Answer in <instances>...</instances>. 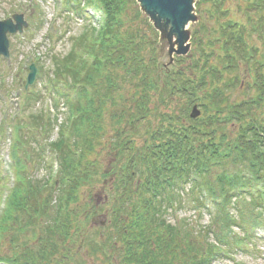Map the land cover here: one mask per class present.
<instances>
[{"label": "trees", "instance_id": "16d2710c", "mask_svg": "<svg viewBox=\"0 0 264 264\" xmlns=\"http://www.w3.org/2000/svg\"><path fill=\"white\" fill-rule=\"evenodd\" d=\"M73 1L75 8L64 0V12L81 15L84 4L102 13L97 26L72 37L66 55L52 58L54 78L48 83L68 77L75 97L54 87L64 97L66 116L57 124L55 99L54 112H39L17 125L19 130L36 126L46 134L57 125L56 138L45 142L59 167L52 180L27 177L29 156H19L26 141L17 132L15 182L0 215V245L15 225L20 229L35 220L36 243L46 240L39 260L51 264L55 253L56 264L70 262V244L78 238L86 243L85 254L97 259L99 254L104 264L114 263L109 259L114 242L123 264H211L229 257L232 249L247 251L255 236L246 228L264 226V0H242L243 20L227 17L225 0H202L212 1L205 14L216 26L204 25L199 34L195 30L191 52L175 57L168 69L156 62V32L135 0ZM220 17L227 18L222 22ZM25 96L27 103L41 94ZM194 103L202 110L196 119L189 117ZM108 115L118 125L125 121L126 129L116 126L115 131L126 137L109 146L112 159L102 173L110 178V229L105 233L100 226L90 235L83 223L98 211L89 204V192L101 173L97 148ZM85 198L89 203H83ZM185 198L198 215L210 201L214 212L207 225L192 230L183 221H168L169 210L181 207ZM39 256L26 248L22 256L0 255V264H44L34 262Z\"/></svg>", "mask_w": 264, "mask_h": 264}, {"label": "rangeland", "instance_id": "374dc122", "mask_svg": "<svg viewBox=\"0 0 264 264\" xmlns=\"http://www.w3.org/2000/svg\"><path fill=\"white\" fill-rule=\"evenodd\" d=\"M28 1L29 0H0V19L11 16L13 12H21L24 14L25 20L29 23L22 33L8 35L10 42L9 60L0 56V177H3L0 179V210L3 208L2 203L6 194L15 181V167L12 165L13 161L11 156H9V150H11L13 142L16 141L17 132L21 134L20 137L22 142L26 141V143H24V148L19 151V156L25 158V160L29 156L25 168L27 177H30L33 181L37 179L43 181L47 178V175L51 180L55 176L54 170L56 168V162L54 161L53 153L48 150V144L45 143V141H52L56 138L58 134L57 125L50 134H46L44 129L36 128V126L28 127V125H22L23 127L19 130L17 129V125L19 122L24 123L30 121V116L38 115L39 112H41L42 115H46L48 112H54L53 105L55 99L59 101L60 110L57 124L66 116V109L62 103L64 97L57 92L54 87L58 88L61 92H68L72 100L75 97L76 87L73 88V83L71 86H68V77L64 80L63 76H59L58 81L53 86L48 83V79L54 78L52 72L54 69L52 58L66 55L70 49L72 37L79 34L83 29L90 27L87 20L81 16L72 13L65 14L63 12L64 1L62 0H32V2L40 4L39 9L33 8L31 4L30 6L27 5ZM210 2L212 1L203 2L202 0H193V8L191 10L193 18L186 27L185 25L182 27L184 30V40L181 44H183V46H189L188 42L191 43L195 30L197 33H203V28H205L203 27L204 25H206L208 29H213L216 26L213 22L214 19L205 14V7L209 4V6L212 5ZM239 3L244 4L242 0L224 1L222 7L230 12L227 17L233 20L234 18L237 20H243L245 18L244 13L239 10ZM198 5H200L201 9H199L200 7H198ZM88 10L94 13L95 18L98 17L99 13L97 11L91 8H88ZM143 12V17H146L149 24L156 32V35L154 34L152 37V39H155H153V45L156 50V62L159 64V67L161 66L164 69H168L173 65L174 57H176L177 54L179 57H184L193 46L190 45V49L188 47L189 50L187 49L186 52H180L181 46H179L178 37L176 33L171 30L169 21H167V19L163 20L162 18L158 21L145 10H143ZM227 17H220L219 19L224 22ZM38 20H42L43 22L37 24ZM31 62H37L38 65H42V67L38 70L35 81L26 89L24 82L26 79L27 67ZM81 72L82 75L83 71ZM243 78L246 80L245 76ZM59 80L62 82H59ZM34 91L41 94L40 99L37 101L29 99L26 103V93ZM104 124L105 132L101 140L102 144L97 148L99 151L97 159L101 165V173L98 174L96 182L90 189V203L87 198L83 200V203L87 204L88 201L89 204L96 205L98 208L97 213L93 215L89 214L88 220L83 223L85 231L87 230V233L90 235H93L95 229L100 226H102L103 232L105 233L108 230L106 228L110 229L109 209L111 206V193L108 191L110 178L108 176H102V173L107 171L108 165L112 159L113 153L109 146H116L115 142L118 138L126 137H121L115 131L116 126L126 129L125 121L121 125H118L114 123V120L108 115ZM136 140H140V138L136 137ZM19 142L22 143L21 141ZM138 143H140V141H138ZM38 152H41L43 157L42 160L38 159ZM124 154H129L126 145ZM50 166H52L51 170ZM189 189V185L184 188L182 192L183 197H185ZM86 195L87 194L83 191L82 196ZM75 204L78 205L77 203ZM205 205L208 210L200 208L199 211H202V213L198 215V210L195 212L193 203L185 198V200L182 201L181 207H174L171 211L169 210L167 219L172 224L183 221L189 224L192 230L193 227L196 230V228L207 225L211 218L210 214L214 212V208L209 200L206 201ZM88 207L91 208V206ZM31 216H33V214ZM40 219L41 217H39V220ZM18 220H24L21 214ZM33 222H35V220H31V222L27 221V224H21L20 229L15 225L12 230L6 233L0 245L1 257L13 255L22 256L25 249L28 248L40 255L34 258L35 263L51 264L49 260H39L41 258V251L46 247V240L39 244L36 243L38 234L36 223L32 224ZM32 229L35 232V238ZM246 229L247 233L255 236L254 243L251 244V247L249 246L250 248H247V251L232 249L229 257H217L212 260L211 264H264V226L260 225L255 229L250 227ZM235 232H238V228H235ZM105 235L106 234L101 236V242L107 239ZM14 237H16V240L14 239V241H12ZM80 239L81 238L77 239V242H75L76 244H70V249L72 251L70 255L72 260L65 263L62 260L61 264H102L103 258H101L99 254L98 256L100 258L98 259L92 254H85L86 243H80ZM119 246L117 242H114V247L110 252L111 256L109 259L110 261L114 260L113 264H123L119 261L116 251V248ZM67 247L69 248V245H67ZM67 247H65V250ZM58 258H60L59 253H55V264ZM68 258L69 257L64 261H67Z\"/></svg>", "mask_w": 264, "mask_h": 264}, {"label": "water", "instance_id": "95a60500", "mask_svg": "<svg viewBox=\"0 0 264 264\" xmlns=\"http://www.w3.org/2000/svg\"><path fill=\"white\" fill-rule=\"evenodd\" d=\"M140 6L154 19L160 21L162 18L167 19L179 40L180 52H186L188 45L181 44L184 40V27L185 23L193 18L191 14L193 0H138ZM13 18V19H12ZM12 18H7L0 21V55L8 58V45L7 32L16 33L21 32L23 27L27 26V22L23 19L22 14H14ZM36 67L34 63L29 65L27 78L25 80V88L33 83L36 75ZM200 114L196 105L192 107L190 116L197 117Z\"/></svg>", "mask_w": 264, "mask_h": 264}, {"label": "bare ground", "instance_id": "6f19581e", "mask_svg": "<svg viewBox=\"0 0 264 264\" xmlns=\"http://www.w3.org/2000/svg\"><path fill=\"white\" fill-rule=\"evenodd\" d=\"M187 25H188V23L186 22V23H185V27H186Z\"/></svg>", "mask_w": 264, "mask_h": 264}]
</instances>
